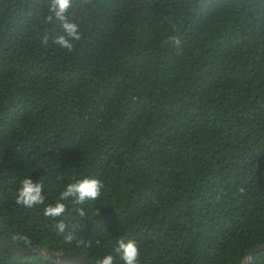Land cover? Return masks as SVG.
Listing matches in <instances>:
<instances>
[{
    "label": "trees",
    "instance_id": "1",
    "mask_svg": "<svg viewBox=\"0 0 264 264\" xmlns=\"http://www.w3.org/2000/svg\"><path fill=\"white\" fill-rule=\"evenodd\" d=\"M47 3L0 0V232L89 264H122L121 237L139 264H242L264 244V0H73L71 51ZM81 175L99 197L46 216ZM26 176L43 204H16Z\"/></svg>",
    "mask_w": 264,
    "mask_h": 264
},
{
    "label": "clouds",
    "instance_id": "2",
    "mask_svg": "<svg viewBox=\"0 0 264 264\" xmlns=\"http://www.w3.org/2000/svg\"><path fill=\"white\" fill-rule=\"evenodd\" d=\"M73 6V0H48L47 7L50 15L47 19L53 18L60 22V34L53 36V42L61 49L71 51L76 42L81 39V27L72 19L66 17V12ZM44 42L47 43V34L44 36ZM103 189L102 182L92 176L81 175L73 177L67 182L60 191L59 196L51 204L44 207V214L48 217H60L66 212V202L69 200L77 204H83L86 201L96 200ZM45 200L44 187L38 180H33L30 176L24 177L15 192V202L27 208L43 204ZM80 215L85 213L81 209ZM66 228L64 222L55 224L57 232L63 233ZM114 251L118 254L122 264H139L138 257L140 249L138 243L131 238L123 237L116 240ZM116 257L111 253L98 258L95 264H115Z\"/></svg>",
    "mask_w": 264,
    "mask_h": 264
},
{
    "label": "water",
    "instance_id": "3",
    "mask_svg": "<svg viewBox=\"0 0 264 264\" xmlns=\"http://www.w3.org/2000/svg\"><path fill=\"white\" fill-rule=\"evenodd\" d=\"M0 247L10 251L17 256L37 255L45 261H49L54 264H89L85 259L73 255L69 252L62 251H51L43 250L40 248H20L11 243L1 232H0ZM264 250V244L251 246L244 256L242 264H249L252 260L253 252Z\"/></svg>",
    "mask_w": 264,
    "mask_h": 264
}]
</instances>
